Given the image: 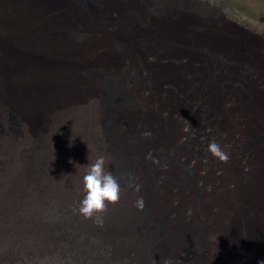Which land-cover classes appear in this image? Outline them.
<instances>
[{"label":"bare ground","instance_id":"bare-ground-1","mask_svg":"<svg viewBox=\"0 0 264 264\" xmlns=\"http://www.w3.org/2000/svg\"><path fill=\"white\" fill-rule=\"evenodd\" d=\"M92 1L0 0V193H18L24 181L41 190L72 188L90 160L104 154L159 263L258 264L264 260V36L217 7L220 18L198 26L196 12L160 9L157 17L168 20L158 32L174 35L171 46L161 48L165 42L151 35L148 54L128 42L124 58L112 31L95 20L103 7L112 19L127 10L114 0H98L100 7ZM133 5L126 13L132 21L139 15ZM217 21L237 32L213 29ZM243 41L251 61L239 63ZM137 65L144 71L133 77L120 72ZM251 77L257 82L246 85L250 94L225 111L229 86ZM168 87L175 92L166 100ZM200 114L207 124L195 123ZM188 138L190 147L180 146ZM213 139L226 161L209 151ZM141 196L143 209L136 206Z\"/></svg>","mask_w":264,"mask_h":264},{"label":"rangeland","instance_id":"rangeland-1","mask_svg":"<svg viewBox=\"0 0 264 264\" xmlns=\"http://www.w3.org/2000/svg\"><path fill=\"white\" fill-rule=\"evenodd\" d=\"M114 1L116 4L118 2L120 6L122 5L121 7L124 13L126 10V13L133 10L132 8L128 9L130 4H134L133 6L135 8L137 6V11L139 12V15L135 17L137 20L133 18L132 21L131 16L126 15V13L123 15L124 17L112 19L105 16L106 9L103 7V16L95 20L97 25L101 27L100 30L106 28L112 31L117 45L122 47L120 48L124 52V58L129 56V50L125 46V43L128 42L130 44L132 43V46H138L139 48H137L140 49L141 52H147L148 54L149 52L146 50L153 47L150 45V41H152L151 35L156 37L155 40L161 39V42H165L163 46L162 44L160 45L161 48L171 46L169 45L171 43L170 40L174 35L170 34L168 36V30H165V32H158L160 27L158 24H161L163 19L164 22L168 20L165 17H157V15H160V9L173 10L175 7V9L181 7L186 12H196L199 14V16H197L198 18H195L198 26L200 22L206 23L209 18H220V15H218L219 12L214 10V8L217 7L225 12L231 20L250 29L258 35L260 34V36H264V0H188L187 3L181 2V0ZM99 2L98 0H94L91 4L99 6ZM147 6L149 8H147ZM137 11L135 12L137 13ZM115 15L116 12L113 16ZM152 15L156 16L152 17ZM123 18H126V21H124ZM149 18L155 21L151 22ZM177 18H179V16L174 15L173 20ZM106 23L109 24L107 25ZM150 25L152 27H150ZM210 25L213 29L220 30L227 34L237 32L233 28H224L226 24L219 21L214 23L211 22ZM143 27L145 29L147 27V29L144 30ZM154 31L158 33L156 34ZM165 33L168 34L166 35ZM191 36L192 35L188 34V37ZM249 39L251 40V38ZM253 42H256L254 45L260 46V41L253 39ZM248 47L249 44L243 41V52L241 51L242 57L240 56L239 63L243 57H245V60L251 61V58L248 57L250 56L248 53L245 54L246 56L244 55ZM160 53L159 51V58L164 60V58H161ZM251 64L247 63L246 66L237 64V66L239 69L241 68L240 70H244V67L248 69ZM137 69L144 71L141 66L137 65L135 69L130 68L131 71L126 69L125 72L123 70H120V72L121 74L128 73L127 75L133 77ZM153 69V76L157 80V67L155 66ZM255 80L256 78L252 80V77L247 78V81L243 79L242 83L244 84L240 85L239 88H231V86H229L230 93H227L228 95L226 96L230 95V97L225 103V111L228 109L231 111L240 107L244 97L250 94V90H246V85H249L251 81V85H253L257 82ZM245 82H247V84ZM102 83L108 87V89H111L112 84L110 80H103ZM156 83H158V80L155 81V84ZM262 85L263 84H261V86ZM174 89V87L166 88V91H168L165 93L166 100H169L172 97L171 95H174L173 92L175 91H170ZM233 90H235V92ZM105 106H107L106 103L104 104V108ZM195 119V123H198V126L208 123L207 121L204 123L206 118L201 114L196 116ZM241 121L242 118L238 114H234L233 122L237 124V126L242 124ZM235 130L244 134L241 127H237ZM241 139L243 141L244 138L242 137ZM189 142L190 139L188 138V140L183 142L180 146L190 147ZM255 142L257 141L255 140ZM113 151L114 154L120 158L115 147H113ZM166 159L167 155L161 153L159 161H165ZM185 169L188 171L189 166H185ZM18 193H0V264H161L159 263L160 260L158 256H156L157 254L154 249L145 241L141 227L135 226L132 222L133 215H131L132 213H130V209L126 205L123 197H121L117 203L108 205L106 211L102 214L104 223L99 225L95 223L94 219L85 218L78 210L79 201L84 196L83 182L74 184L72 188L59 187L58 189L48 191V189L41 190L29 187V184L24 181L21 185V191Z\"/></svg>","mask_w":264,"mask_h":264},{"label":"clouds","instance_id":"clouds-1","mask_svg":"<svg viewBox=\"0 0 264 264\" xmlns=\"http://www.w3.org/2000/svg\"><path fill=\"white\" fill-rule=\"evenodd\" d=\"M145 136H150V132H145ZM209 151L222 160H227L228 154L222 149L221 145L214 139L208 145ZM85 173L82 177L84 196L79 201L78 210L85 218L94 219L95 223H104L103 213L108 204H115L121 199L122 186L119 178L111 171L109 162L104 154H99L94 160L86 165ZM129 187H135L140 191V185L129 183ZM136 206L140 209L145 207L143 197H139ZM162 264H174L171 258H165ZM258 264H264L260 260Z\"/></svg>","mask_w":264,"mask_h":264}]
</instances>
